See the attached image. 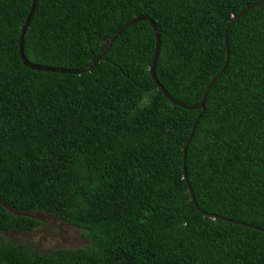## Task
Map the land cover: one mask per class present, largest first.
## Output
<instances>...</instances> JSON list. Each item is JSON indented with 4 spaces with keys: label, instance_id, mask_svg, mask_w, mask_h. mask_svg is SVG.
<instances>
[{
    "label": "trees",
    "instance_id": "16d2710c",
    "mask_svg": "<svg viewBox=\"0 0 264 264\" xmlns=\"http://www.w3.org/2000/svg\"><path fill=\"white\" fill-rule=\"evenodd\" d=\"M259 0H35L22 40L31 65L77 70L138 16L159 37L156 81L197 104L224 62L223 30ZM31 0H0V233L39 212L79 230L76 249L0 238V264H264V3L226 34L228 62L200 110L151 82L154 36L120 32L79 75L18 58Z\"/></svg>",
    "mask_w": 264,
    "mask_h": 264
},
{
    "label": "water",
    "instance_id": "95a60500",
    "mask_svg": "<svg viewBox=\"0 0 264 264\" xmlns=\"http://www.w3.org/2000/svg\"><path fill=\"white\" fill-rule=\"evenodd\" d=\"M264 3V0H259L255 3H253L252 5L246 7L244 10H242L241 12H239L236 16H234L230 22L226 25V27L224 28L223 30V35H222V38H223V46H224V62H223V65L222 67L220 68V70L214 75L213 78L210 79V81L208 82V84L206 85L203 93H202V96H201V99L200 101L195 104V105H192V106H184L176 101H174L167 93L166 91L162 88V86L156 81L155 79V76H154V66H155V62H156V58H157V54H158V50H159V37H158V32L156 30V27L154 26L153 22L150 20V18H148L147 16H138V17H135L133 19H131L130 21L126 22L125 24H123L119 29H117L107 40V42L105 43V45L101 48V50L97 53V55H95V57L83 68L81 69H77V70H66V69H61V68H47V67H39V66H36V65H31V64H28L24 58H23V55H22V49H21V46H22V40H23V36H24V32H25V29L28 25V22L33 14V11H34V6H35V0H31L30 2V7H29V11L24 19V22L20 28V35H19V39H18V58L21 62V64L23 66H25L26 68L30 69V70H33V71H45V72H50V73H64V74H72V75H79L83 72H86L88 71L99 59L100 57L106 52V50L109 48V46L111 45V43L113 42V40L115 39V37L120 33L122 32L123 30H125L126 28L134 25L135 23L139 22V21H146L149 25V27L151 28L152 30V33H153V36H154V47H153V51H152V55H151V60H150V65H149V68H148V74H149V77H150V80L151 82L155 85L156 89L160 91V93L162 94V96L172 105L178 107V108H181V109H186V110H200V112L196 115L193 123H192V126L190 128V131H189V134L187 136V139L182 147V150H181V172H182V177H183V181L186 185V189H187V193L190 197V201L192 203V206L194 207V209L196 211H198L203 217H209V218H213V219H221V218H218V217H215V216H212V215H209V214H205L203 212H201L200 210H198L195 202H194V199H193V196H192V193H191V190L189 188V185L187 183V180H186V176H185V168H184V158H185V151H186V147H187V144L191 138V135L193 133V130H194V127L197 123V120L199 119V117L202 115V113L204 112V106H203V103H204V100H205V97H206V94L210 88V86L220 77V75L223 73V71L225 70L226 66H227V62H228V49H227V41H226V34H227V31L229 29V27L238 19L240 18L243 14H245L246 12H248L249 10L255 8L256 6L260 5ZM223 221H226V222H229V223H233V224H237L236 222H232V221H228V220H225V219H221ZM241 226H244L246 228H249L251 230H254V231H259V232H262L264 234V230H261V229H258V228H254V227H250V226H246V225H241Z\"/></svg>",
    "mask_w": 264,
    "mask_h": 264
},
{
    "label": "rangeland",
    "instance_id": "374dc122",
    "mask_svg": "<svg viewBox=\"0 0 264 264\" xmlns=\"http://www.w3.org/2000/svg\"><path fill=\"white\" fill-rule=\"evenodd\" d=\"M9 212L12 215L31 217L39 222V226L33 231L21 234L0 233V238L5 243L27 245L37 252H47L53 249H76L85 244V241L79 236L78 229L42 213H18L12 210Z\"/></svg>",
    "mask_w": 264,
    "mask_h": 264
}]
</instances>
